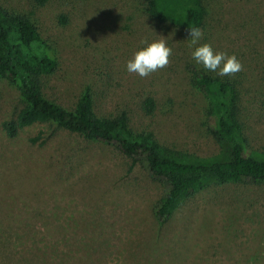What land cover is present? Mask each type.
Returning <instances> with one entry per match:
<instances>
[{
	"label": "rangeland",
	"instance_id": "374dc122",
	"mask_svg": "<svg viewBox=\"0 0 264 264\" xmlns=\"http://www.w3.org/2000/svg\"><path fill=\"white\" fill-rule=\"evenodd\" d=\"M211 2L218 12L197 45L186 32L149 19L144 0H47L42 7L0 0V5L30 14L54 47L56 70L41 80L48 100L69 110L87 87L96 115L124 111L133 131L149 132L161 146L197 157L216 154L218 146L209 134L205 100L189 82V68L197 64L192 54L209 44L214 52L235 55L245 76L240 103L245 138L252 150L264 152V0ZM161 38L173 52L169 66L146 78L129 73L127 62ZM145 97L155 102L151 115L140 110ZM22 106L17 90L0 81V124ZM162 193L160 183L130 166L114 146L47 124L26 127L13 139L0 127V212L15 205L11 213L31 217L33 228L57 229L56 255L63 263L87 235L97 241L94 258L100 264H264V185L209 186L158 225L151 207Z\"/></svg>",
	"mask_w": 264,
	"mask_h": 264
},
{
	"label": "trees",
	"instance_id": "16d2710c",
	"mask_svg": "<svg viewBox=\"0 0 264 264\" xmlns=\"http://www.w3.org/2000/svg\"><path fill=\"white\" fill-rule=\"evenodd\" d=\"M30 1L35 7H42L47 0ZM144 4L145 14L156 24L187 34V29L192 27L205 33L210 17L218 12L211 0H144ZM56 67L55 49L41 37L30 14L0 5V81L17 90L23 104L14 118L0 124L5 137L13 139L26 127L47 124L86 141L116 147L129 159L130 166L138 165L151 180L163 186L162 195L151 207L158 225L166 223L184 200L209 186L264 185V152L248 146L240 120L241 91L245 82L241 72L221 77L202 64L190 66V85L205 100L209 134L218 146L216 154L197 157L161 146L149 132L133 131L124 111L96 115L93 95L87 87L69 110L48 100L42 93L41 80L51 76ZM154 109L151 97L141 101L140 110L145 115H151ZM12 206L15 207L6 205L5 215L0 212V264H100L94 258L97 241L92 243L87 235L79 237L81 247L73 245L72 252H76L69 262L58 260L59 231L52 227L33 228L27 222L32 218L13 215ZM46 223L53 224L49 220ZM90 245L94 246L91 250Z\"/></svg>",
	"mask_w": 264,
	"mask_h": 264
},
{
	"label": "clouds",
	"instance_id": "9594fccd",
	"mask_svg": "<svg viewBox=\"0 0 264 264\" xmlns=\"http://www.w3.org/2000/svg\"><path fill=\"white\" fill-rule=\"evenodd\" d=\"M187 31L191 38V45H197L203 37L202 30L192 27ZM172 55V49L166 45V39L161 38L138 51L134 59L127 62V71L146 78L150 74L168 67L169 58ZM192 56L197 64H202L206 70L216 72L221 77L234 76L243 71V65L235 55L229 56L225 52H214L209 44L196 47Z\"/></svg>",
	"mask_w": 264,
	"mask_h": 264
}]
</instances>
